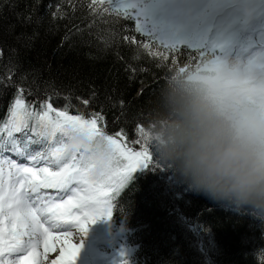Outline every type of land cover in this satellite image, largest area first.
<instances>
[{"label": "trees", "instance_id": "1", "mask_svg": "<svg viewBox=\"0 0 264 264\" xmlns=\"http://www.w3.org/2000/svg\"><path fill=\"white\" fill-rule=\"evenodd\" d=\"M91 4L0 0V116L18 92L50 96L143 148L144 171L118 168L143 264H264V164L229 112L184 83L198 52L153 44Z\"/></svg>", "mask_w": 264, "mask_h": 264}, {"label": "rangeland", "instance_id": "2", "mask_svg": "<svg viewBox=\"0 0 264 264\" xmlns=\"http://www.w3.org/2000/svg\"><path fill=\"white\" fill-rule=\"evenodd\" d=\"M161 0H156L153 1L155 4L159 3ZM171 3V7L173 9L178 8L180 10V13H182L183 11V7H182V3L180 1H176V0H168ZM101 3H112L113 6H115V8L117 9H123V7H131L134 5H137V1L135 0H100ZM176 2V4L174 3ZM249 2V0H245V5ZM126 4V5H125ZM163 3L160 2L159 5L157 6H161ZM175 4V5H174ZM139 6V5H138ZM156 5H153L151 7H148L147 10L144 9L142 6H139L141 8V12L137 11V13L139 15H141L143 18H146V24L149 25L151 27V29L153 31H156L160 34H162L164 37H166L168 40H172L173 38H177L178 35H176L178 32H184V28L186 27V24L183 23V25H181L180 27L176 28L175 31L172 30V28L167 29L166 25H163L162 22H159L160 19L158 20V17H156V13L157 11L160 10V7H157ZM161 8H163V6H161ZM255 9L254 6H252L251 8H249L248 13L252 12ZM161 16L163 18H169L172 20V24H177V20H175V17L177 16L176 14L167 17L164 14L161 13ZM191 21V20H190ZM251 57V56H250ZM252 58V57H251ZM1 59V58H0ZM3 64V62H2ZM227 67L226 64L221 65L220 66V70H226L225 68ZM264 71V70H263ZM222 72L218 73V76H221ZM196 80H198L199 78L196 77ZM228 91V89H226ZM60 117H62L65 121L64 124L68 123L69 120L74 121L72 118H67L64 116H61V114H59ZM141 161H137L136 165H138L139 167L141 166ZM20 195H21V191H20ZM33 199L32 196H29L28 193H26V200L27 203L31 202ZM24 200V199H22ZM21 200V201H22ZM36 200H38V198H36ZM21 204V202H20ZM52 205L51 203H49L47 206H45L43 203L38 202L35 204V208H37L38 212H44L46 211V209ZM100 205L98 204V209H97V213H100ZM28 209L29 206H27ZM31 210V209H30ZM59 215V216H57ZM61 215V213H56L55 217L59 218ZM35 221L38 222V220L35 218V220L33 221L32 218H30V222L28 223L29 225L31 223H34ZM29 227V226H28ZM31 231V230H30ZM32 234L33 236L36 238L37 234H36V227L32 230ZM38 238V237H37ZM75 238H73V244L75 246V248L78 246L76 244V242L74 241ZM31 241L28 240L27 246ZM43 242L42 245H37V250L39 251V264H55V263H60L63 261L64 258L68 257V253L71 254V257H68L69 260H71V262L69 264H73L74 262H76V256L78 254V252L76 254H72L73 249H71L69 246L72 244V241L70 238L65 239V237L62 236H52L50 234H45L43 237ZM30 245V244H29ZM74 246L72 245V247L74 248Z\"/></svg>", "mask_w": 264, "mask_h": 264}, {"label": "bare ground", "instance_id": "3", "mask_svg": "<svg viewBox=\"0 0 264 264\" xmlns=\"http://www.w3.org/2000/svg\"><path fill=\"white\" fill-rule=\"evenodd\" d=\"M260 65H261V64H260L259 62H257L256 67H259ZM250 67H252V66L249 65V68H250ZM57 216H59V215H57ZM62 223H63V222H62ZM72 254H73V253H72Z\"/></svg>", "mask_w": 264, "mask_h": 264}, {"label": "water", "instance_id": "4", "mask_svg": "<svg viewBox=\"0 0 264 264\" xmlns=\"http://www.w3.org/2000/svg\"><path fill=\"white\" fill-rule=\"evenodd\" d=\"M143 88H144V87H143ZM143 88H142V89H143Z\"/></svg>", "mask_w": 264, "mask_h": 264}]
</instances>
